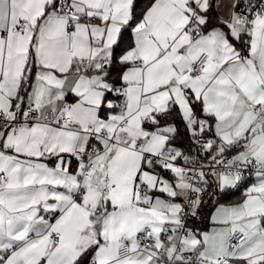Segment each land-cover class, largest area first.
Segmentation results:
<instances>
[{
    "label": "snow or ice",
    "instance_id": "1",
    "mask_svg": "<svg viewBox=\"0 0 264 264\" xmlns=\"http://www.w3.org/2000/svg\"><path fill=\"white\" fill-rule=\"evenodd\" d=\"M0 264H264V0H0Z\"/></svg>",
    "mask_w": 264,
    "mask_h": 264
},
{
    "label": "trees",
    "instance_id": "2",
    "mask_svg": "<svg viewBox=\"0 0 264 264\" xmlns=\"http://www.w3.org/2000/svg\"><path fill=\"white\" fill-rule=\"evenodd\" d=\"M135 2L137 6V11L139 12L143 8L144 4L146 3V0H135ZM214 11H215V8H214ZM131 41H132L131 30L128 29L127 31H124L122 33V37L120 40V47L125 48L126 46L131 44ZM120 70H121L120 65L118 64L112 65L111 66L112 76L116 77L118 73L120 72ZM174 122L177 124L178 129H179L178 144L186 146L187 138L185 135V129H184L183 123L179 119L178 116L175 117ZM232 152L233 151H227L226 154H232ZM209 179L213 183V186L207 187L206 191L202 194L203 203L200 207L199 215L189 220V223L191 225H194L199 230H202L207 226V224L209 223L210 212L217 203H220V202L230 203V202L239 201L241 199V193L243 192L244 188L248 185V182H249V180L246 179V183L242 184V186L238 190L237 189H226L225 192L221 193L220 189L215 187L214 178L210 177Z\"/></svg>",
    "mask_w": 264,
    "mask_h": 264
},
{
    "label": "crops",
    "instance_id": "3",
    "mask_svg": "<svg viewBox=\"0 0 264 264\" xmlns=\"http://www.w3.org/2000/svg\"><path fill=\"white\" fill-rule=\"evenodd\" d=\"M213 6H214V8H215V0H213ZM69 100H71V97H69ZM227 151H233L232 149H228ZM226 151V152H227ZM226 154V153H225ZM236 154V152L235 151H233L232 152V154L231 155H235ZM255 181H251V180H249V182H248V185H250L251 183H254ZM247 185V186H248ZM246 186V187H247ZM182 199V198H181ZM240 201V200H239ZM239 201H235V202H230V203H228V202H220V203H217L214 207H213V209L211 210V212H210V216H209V223L207 224V226L204 228V229H202L201 231H207V230H209L213 225H212V221H211V216H212V214L215 212V210H216V207H219L220 205H231V204H234V203H237V202H239Z\"/></svg>",
    "mask_w": 264,
    "mask_h": 264
},
{
    "label": "built area",
    "instance_id": "4",
    "mask_svg": "<svg viewBox=\"0 0 264 264\" xmlns=\"http://www.w3.org/2000/svg\"><path fill=\"white\" fill-rule=\"evenodd\" d=\"M231 156H232L231 154H225V160L230 159ZM245 178L251 181H255V176L253 174H250L248 170H245Z\"/></svg>",
    "mask_w": 264,
    "mask_h": 264
}]
</instances>
